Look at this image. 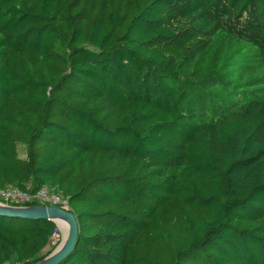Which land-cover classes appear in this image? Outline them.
I'll return each mask as SVG.
<instances>
[{"label":"trees","instance_id":"16d2710c","mask_svg":"<svg viewBox=\"0 0 264 264\" xmlns=\"http://www.w3.org/2000/svg\"><path fill=\"white\" fill-rule=\"evenodd\" d=\"M8 187L66 199L58 264H264V0H0ZM56 233L0 216V264Z\"/></svg>","mask_w":264,"mask_h":264},{"label":"water","instance_id":"95a60500","mask_svg":"<svg viewBox=\"0 0 264 264\" xmlns=\"http://www.w3.org/2000/svg\"><path fill=\"white\" fill-rule=\"evenodd\" d=\"M0 216L15 217L25 220H44L55 224L54 218L63 219L68 226V233L62 246H56L52 253L35 264H58L72 250L78 235V227L74 215L68 211L56 207H29V208H10L0 204ZM57 229V226H56Z\"/></svg>","mask_w":264,"mask_h":264},{"label":"built area","instance_id":"2783aa9c","mask_svg":"<svg viewBox=\"0 0 264 264\" xmlns=\"http://www.w3.org/2000/svg\"><path fill=\"white\" fill-rule=\"evenodd\" d=\"M30 188V185H27V190ZM0 197L6 202H17L24 203L29 200L36 199L42 204L43 207H56L68 211V205L66 199H63L61 196L57 195L53 191L42 187L35 194L30 195L27 192L16 190L8 187L4 191H0ZM54 234L52 238L55 236ZM52 240V239H51Z\"/></svg>","mask_w":264,"mask_h":264},{"label":"bare ground","instance_id":"6f19581e","mask_svg":"<svg viewBox=\"0 0 264 264\" xmlns=\"http://www.w3.org/2000/svg\"><path fill=\"white\" fill-rule=\"evenodd\" d=\"M54 222L56 223L57 231L59 232V235L61 237L58 243L60 244L59 246L61 247L67 236L68 226H67V223L63 219H60V218H54Z\"/></svg>","mask_w":264,"mask_h":264},{"label":"rangeland","instance_id":"374dc122","mask_svg":"<svg viewBox=\"0 0 264 264\" xmlns=\"http://www.w3.org/2000/svg\"><path fill=\"white\" fill-rule=\"evenodd\" d=\"M6 203H8V202H6V201H3V202H0V204L1 205H4V206H6V207H10V208H29V207H33V206H25V205H22L21 203H20V206H10L9 204H6ZM60 235H59V232L57 231V233H56V235L52 238V240H51V243H50V245H54V244H56L57 243V246H58V243H59V241H60ZM56 247H54V249H55ZM53 249V250H54Z\"/></svg>","mask_w":264,"mask_h":264}]
</instances>
